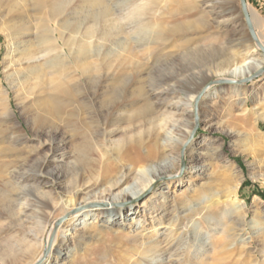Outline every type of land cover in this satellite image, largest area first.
I'll list each match as a JSON object with an SVG mask.
<instances>
[{
	"label": "rangeland",
	"instance_id": "374dc122",
	"mask_svg": "<svg viewBox=\"0 0 264 264\" xmlns=\"http://www.w3.org/2000/svg\"><path fill=\"white\" fill-rule=\"evenodd\" d=\"M51 1L53 0H46L48 5ZM135 1H110V8L113 9V15L110 17L115 20L114 29L116 27L117 34L114 42L108 43L110 46L105 45L107 43L99 38L103 23L93 21V18L88 14V8L86 11L87 4L83 0H64L63 10L60 14H54L48 7L43 15V19L50 20L47 23L45 21L41 23L37 18L38 14L32 13L33 18L25 20V30L15 34L14 37L7 36V25L0 18V90L2 89L9 97L10 106L16 114V120L22 123V128L18 131L9 120L0 121V149L9 148L7 152L11 155L10 158L29 155L24 165L19 167L26 179L25 182L18 186L15 179L11 181L0 179V264H29L38 255V249L35 248L32 252L25 254V258L18 250V245L25 237L28 239L32 237L31 235L38 232L40 227L42 228L46 223V209L37 201L39 196H36L38 195L36 188L40 183V176L36 171H33L39 160L44 159L46 155L50 157L56 155L59 158L63 153L65 154L63 161H52L46 169L51 175L47 176L50 183L45 186V190L51 191L61 202L68 200L77 190V186L84 183V179L91 180L95 177L94 171L92 172L81 152L77 150L79 146L84 145L82 134H85L86 130H82L78 136L72 138L70 132L57 137L53 149L50 145L38 146L36 136L26 119L33 126L32 122L40 117L43 121L36 122V126L43 125L45 127L54 126L58 122V118L54 115L46 116L44 113H38L30 105L19 106L18 91L23 80L36 81L34 78L24 77L26 74L24 67L31 66L44 72L51 69L67 71L70 67L76 68V60L80 59H76V57L89 56V60L94 61L103 58L107 51L111 56H118L121 53H126L128 48L134 47L133 49H135L134 45L139 47L144 42L143 44L146 43V45L154 47L151 58L144 56L139 48L135 49L134 52L137 50L135 52L136 60L138 63L140 62L137 66L139 70L130 67V69L118 73L116 80L104 82L100 87L111 91L114 87L128 85L144 89L160 85L166 87L174 85L178 93L190 94L211 80L219 79L216 77V67L222 59L224 60V55L229 54L232 50L242 51L250 43L249 39L252 37L250 31H244V26L240 27L243 21L246 22L241 0H231V5L235 8L234 15L226 17L228 20L221 22L222 24L219 26L214 17L218 15L220 19H224L225 15L218 12V9H214L210 3L203 5L205 11L195 10L191 7L207 0H193L190 3H182V0H154L156 2L154 8L158 7L154 9L157 17L154 16L142 22L131 17L125 19L123 24L122 20L118 19V9H132ZM246 4L254 8L264 18V0H246ZM210 10H214L212 15L208 14ZM38 25L40 27H37ZM90 25L94 26L98 32L91 40L89 39L90 43L84 55L76 53L72 44V47L70 45L62 48V40L58 42L59 47L57 46L58 48L53 52L42 51L44 47L54 46L53 39L58 37L68 40L72 34L76 36L72 37L73 39H79ZM73 26H77V32L72 31ZM127 26L129 29L126 28ZM159 30L167 34L169 39L162 41L161 38L156 37L153 32ZM127 31H130V34ZM169 31L173 34L171 35ZM250 51L249 57L261 56L258 50L252 48ZM22 52L36 53L39 60L30 65L25 63L12 66L10 61L23 54ZM53 65L56 66L50 69ZM146 69L151 70V73L146 72ZM139 71H142L141 77ZM59 83L61 86L65 85L64 87L71 88L73 80L66 78L61 82L59 79ZM91 84L97 86L100 84L99 79H93ZM217 87L231 89L230 83L211 86V88ZM230 89L223 96L206 99L202 102L200 120L197 114L192 115L186 112L183 114L187 124L191 121L195 122L188 143L192 144L193 153L199 152L190 156V158L194 156L190 165H195L197 174L185 172L184 183L181 186L170 187L169 190L170 199L174 197L178 202L181 200L184 202L179 214L184 218L191 217L194 222L191 229L188 232H181L177 227L174 232H177L176 237L178 238L174 240L173 237L174 242H172L168 241L172 236V230L169 227L171 221L161 218V211L149 210V206H138L136 209L132 206L133 210L129 212V207L133 203H125L121 205L122 216H118L111 224H107L101 215L93 211L88 216L82 217V220L64 227L66 242L63 249L66 254L60 258L59 264H155L160 260L169 262L176 258H186L185 254L189 244L195 246L191 249L196 248L202 253L203 243H208V247L216 244L212 257L210 256L208 260L204 261L215 263L232 256V259L227 262L228 264H234L236 260L239 261L238 264H264V75L260 74L253 81L244 84L241 93L232 92ZM51 90L44 91L42 96L45 98L42 97L43 100H53L51 102L54 103V100L56 102L59 98L61 101L66 99L65 102L70 98L69 94L63 97L60 93H54ZM2 94L3 92L0 93V95ZM57 95L60 96L55 97ZM114 96L113 93L102 96L100 102L104 100L105 104H111V99ZM100 102L99 105H101ZM189 110L188 108L187 111ZM2 112L0 106V119L3 117ZM5 119L7 118L5 117ZM117 121L120 128L118 135L130 127L127 119ZM23 133H27L28 137H25ZM4 135L13 142L3 138ZM62 138L66 140L59 145V140ZM189 153L191 154L190 151ZM172 156H177L176 152L172 153ZM185 156L182 154L180 157L181 170L187 165ZM118 167L120 168L121 164ZM28 169H30L29 172H27ZM54 171H59L62 175L54 176L52 175ZM117 171L118 169L115 170L116 173ZM236 180L240 181L239 198L241 202L246 203L245 208L238 201L219 211L206 208L213 193H217V191L222 194L230 193L234 184L237 183ZM162 181L163 179L156 182L149 192L138 199L136 204L142 203L148 198ZM111 182V178H105L98 183L93 180L91 185L94 186V189L88 193V196L109 188ZM25 184L26 186H24ZM201 184L204 185L200 188ZM125 186L114 188L113 193L119 194ZM188 195L194 197L186 201ZM85 197H87L85 192H79L76 195L78 201ZM85 209L87 210V207L82 210L85 211ZM242 212L245 217L241 225L238 222V224L232 223V226L236 227L235 229L226 226L231 224V216L236 215L235 217L238 218L237 216L240 217ZM60 213V211H56L54 217H58ZM64 218L67 219L66 215ZM213 223H217L216 230L211 228ZM240 226L242 227V231H239L241 235L234 237V232L241 229ZM158 240L162 242L161 250L150 256L149 259H142L140 252L142 242L145 244ZM14 258H17L18 261L15 262ZM44 260H41L40 264ZM176 264L186 263L185 260H182Z\"/></svg>",
	"mask_w": 264,
	"mask_h": 264
},
{
	"label": "bare ground",
	"instance_id": "6f19581e",
	"mask_svg": "<svg viewBox=\"0 0 264 264\" xmlns=\"http://www.w3.org/2000/svg\"><path fill=\"white\" fill-rule=\"evenodd\" d=\"M83 1L86 2V11L89 10L88 14L93 18V21L103 23L99 38L107 43L105 45L110 46L108 43L111 41L114 42V38L117 35L115 32L116 27L114 29L115 20L110 17L113 15V9L111 10L110 8V1L112 0ZM138 1L139 0H136L133 3L134 8L132 9H118V19L122 20L121 22L123 24L125 19H130L131 17L135 18L138 22H142L145 19L147 20L154 16L157 17L154 9L158 7L154 8L156 6L154 0H141V3ZM190 1L193 0H185L184 2L182 0V3H190ZM63 3L64 0H53L50 2V5L47 4L46 0H0V18H2L7 25V36L14 37L15 34L23 32L26 28L25 20H31V18H33L32 13L38 14L37 18H39L41 23L42 21H45L46 23L49 22L50 20L43 19V15L47 8L50 7V10L53 11L54 14H60L63 10ZM205 3H210L214 9L219 10L218 12L221 14L224 13L225 18L234 15L235 8L231 5V0H207L197 3V6L191 7L195 10H204L203 5ZM247 11L254 26L257 40L251 37L252 39H249L250 43L246 45L242 51L232 50L229 54L223 56L224 60L222 59L221 63L216 67V77L219 79L226 78L233 81H239L249 78L259 71H263L261 75H264V18L250 5L247 6ZM213 12L214 10H210L208 14L212 15ZM225 18L220 19V17L216 15L214 20L219 26L223 21L226 22V20H228ZM241 26H244V31L248 32L249 28L246 22L243 21L240 27ZM37 27H40V25ZM126 28H128V26ZM85 30L86 31H84V34L80 36L79 39H73L72 37L75 35L72 34L68 40L62 37L53 39L54 46H51L50 48L44 47L42 48V51L53 52L59 47L57 45L58 42L62 40V48L64 46L68 47L72 44L73 47H75L76 53L84 55L88 49V44L90 43L89 39L91 40L96 32H98L94 26L91 25ZM72 31L77 32V26H73ZM127 32L129 33L130 31ZM153 33L156 37L161 38L162 41L169 39V36L163 33L162 30ZM170 33L171 35L173 34L172 32ZM154 37H152V39H154ZM143 43L140 45L141 47H136V45H134L135 49L139 48V50H142L144 53V56H147V58L150 59L154 53V47ZM72 45L70 47H72ZM133 48L134 47L128 48L126 53H121L118 56H111L107 51L103 58H96L97 60L94 61H90L89 56L76 57V59H81L76 60V68L70 67L67 71H63V69L62 71L51 69L56 65L51 66V70H46V72L31 66L24 67V72L26 73L24 74V77L34 78L36 81L31 82L26 81L25 79L23 80L22 86L18 91V99L20 100L19 106L24 107L30 105L31 108L33 107L38 113H44L46 116L54 115L58 118V122H56L54 118L56 122L54 126L45 127L43 125H40L39 127L36 126V122L43 121L40 117L32 122L33 126L31 122L26 119V122L30 125L32 132L36 136L38 146L42 147L44 145H50L53 149L57 137L70 132V137L72 138L78 136L82 130H86L85 134H82L84 137V145L79 146V149L77 150L81 152V155H83L89 164L90 169H92V172L94 171L95 174L94 178L91 176V180L84 179V183L77 186V190L74 191L68 200L61 202L57 200L51 191L45 190V186L50 183L47 176L51 175L46 169L52 161H63L65 154L63 153L59 158H57L56 155L53 157L46 155L44 159L38 161L36 168L34 167L35 169H33V171H36L40 176V183H38L36 188L38 195L36 196H39L37 201H39L44 209H46V223L42 228L40 227L39 231L37 230L38 232L31 235L32 237H29V239L28 237H25L19 242L18 250L21 251L23 256L32 252L35 248L38 249V255L29 264H37L44 259L45 260L42 264H59L60 258L66 254L63 249L66 242L64 233V227L66 225L82 220V217L84 218L88 216L93 211H96L101 215L107 224H111L116 218H118V216H122L120 212L122 209L121 205L125 203H133L129 207V212L133 210L131 209L132 206L134 209L138 206H149V210H152L153 212L161 211V218L174 222L173 224L169 222L172 236L168 241L174 242L175 238H178L176 237L177 232H174L177 227H179L178 231L188 232L193 225L192 223H194L192 222L191 217L184 218L183 215L179 214L184 202L182 200L178 202L174 197L170 199L171 195L169 190L170 187L181 186L184 183L183 178L185 172H190L193 175L197 174L195 165H190L194 160V156L192 158H190V156H192V154H198L199 152L193 153L194 151L191 149L192 144L188 143V138L195 122L191 121L187 124L184 121L183 114L184 112L187 114L191 113L192 115L197 114V117L200 120V107L202 102L206 99L223 96L230 88H209L200 97L197 105L196 100L198 95L205 85L190 94L178 93V90L174 85L167 87L163 85L153 86L147 89L128 85L126 87H114L111 91H108L107 89L104 90V88L102 89L100 85L104 82L116 80L118 78V73L130 69V67H135L137 71L139 70V67L137 66L140 62L138 63L136 60L137 57L135 53L137 50L134 52L135 49ZM252 48L253 50H258L261 56L257 58L249 57ZM38 60L39 58L36 57V53L29 52L23 53L17 58H13L10 63L12 66L16 64L23 65L25 63L30 65ZM150 71L151 70H147L146 72L151 73ZM141 75L142 71H139V76L141 77ZM66 78H71L73 80L71 88L64 87V83H62L64 86L60 85L59 79L62 82V80H65ZM93 79H99L100 84L97 86L91 84ZM244 84L246 83H230V90L232 92L238 91L241 93ZM47 89H52L54 93H60L63 97L69 94L70 98L67 102H65L66 99L61 101L59 98L56 102L54 100V103H52L53 100H43L42 97L44 96L42 95ZM1 92H3V94L0 95V106L3 111L1 113L3 117H1L0 121L3 122L9 120L14 124V128L19 131V129L22 128V123L16 120V114L10 106L9 97L2 89L0 90V93ZM112 93L115 96L111 99V104H105L104 102L106 101L104 100L100 102L102 96ZM58 96L60 95L55 97ZM99 102L101 105H99ZM188 108L190 109L189 111H187ZM5 117L7 119H5ZM119 119H127L130 123V127L123 130V132L118 135L120 128L117 120ZM6 134L8 135V133ZM23 134L25 137H28L27 133ZM2 137L11 141L6 135ZM65 140V138L60 139L59 145L64 143ZM7 149L9 150V148L6 147L0 149V179H9L8 181L15 179L19 186V184H22V182H25L26 180L24 179L22 172H20V165H24L28 160L29 155H18V157L10 158L11 155L7 152ZM174 152H176L177 156H172V153ZM182 154L186 155L185 157L187 159V165L183 170L180 169V157ZM20 162L22 163L19 164ZM120 164L121 167L119 168L118 166ZM116 169H118L117 173L115 172ZM29 170L30 169H28L27 172H29ZM52 175L60 177L62 173L54 171ZM105 178H111V186L104 191L95 192L94 195L88 196V193L92 192L94 189L91 182L94 180L98 183ZM162 179L163 181L160 186L155 188L148 198L143 200L142 203L136 204L139 198H141L146 192H149L153 188V185ZM236 182L237 183L234 184L230 193L222 194L218 191L217 193H213L208 200L207 205L205 204L207 206L206 208L219 211L223 209V207L232 206L237 201L243 205V208H245L247 206L246 203L241 202L239 198L240 181L236 180ZM8 183L10 184V182ZM123 185L126 186L123 187L119 194L113 193L114 188H119ZM203 185L204 184H201L199 187L201 188ZM24 186H26V184ZM79 192L87 193V197L78 201L76 195ZM24 197L23 200L25 199ZM193 197V195L186 196V201ZM169 202H171V204H169ZM116 206L119 207L117 208ZM84 207H87V210H82ZM56 211L61 212L58 217H54ZM65 215L67 219H62ZM235 216L236 215L231 216V224L226 225L230 229L236 228L232 226V223L235 224L238 222L241 225L242 221L244 222V212H242L240 217L237 216L238 218ZM160 223L163 224V222ZM211 228L212 230H216L218 228L217 223H213ZM239 231H242V227L234 232L235 234L233 236H240L241 233ZM142 244V250L140 251L142 259H149L150 256L156 254L162 248V242L159 240L146 242L145 244L142 242ZM207 244L203 243L202 253L196 248L191 249V247L195 246L189 244L187 245L188 249L185 254L186 258H176L169 262L160 260L155 264H176L180 263L182 260H185L186 264H228L227 262L232 259V256H230V258H226L227 260L224 259V261L215 263L204 261L205 259L208 260L210 256L212 257V254L216 249V244H213V246L211 245L210 247H208ZM202 256H204V258H202ZM14 261L17 262L18 259L14 258ZM238 262L239 261L236 260L234 264H238Z\"/></svg>",
	"mask_w": 264,
	"mask_h": 264
},
{
	"label": "water",
	"instance_id": "95a60500",
	"mask_svg": "<svg viewBox=\"0 0 264 264\" xmlns=\"http://www.w3.org/2000/svg\"><path fill=\"white\" fill-rule=\"evenodd\" d=\"M241 5H242L243 13H244L245 20H246L247 26L249 28V31H250L252 37L255 40H257V35H256V32H255L254 26L252 24L251 18H250L249 14H248V11H247L246 0H241ZM261 73H263V71H259L256 74L250 76L249 78H246V79H243V80H239V81H233V80H229V79H226V78H220V79H216V80H211L210 82H208L205 85L203 90L198 95V98L196 100V105H197L200 97L205 93L206 90L211 88L212 85H215V84H229V83H239V84H241V83H249L250 81H253L257 77H259ZM62 219H65V218H62ZM59 221H61V220H59ZM37 264H40V263H37Z\"/></svg>",
	"mask_w": 264,
	"mask_h": 264
},
{
	"label": "trees",
	"instance_id": "16d2710c",
	"mask_svg": "<svg viewBox=\"0 0 264 264\" xmlns=\"http://www.w3.org/2000/svg\"><path fill=\"white\" fill-rule=\"evenodd\" d=\"M263 196V194H261ZM264 197V196H263Z\"/></svg>",
	"mask_w": 264,
	"mask_h": 264
}]
</instances>
